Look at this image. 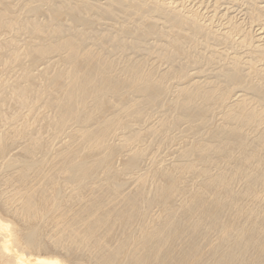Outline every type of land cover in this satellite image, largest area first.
<instances>
[{"label":"bare ground","instance_id":"obj_1","mask_svg":"<svg viewBox=\"0 0 264 264\" xmlns=\"http://www.w3.org/2000/svg\"><path fill=\"white\" fill-rule=\"evenodd\" d=\"M207 1L0 0V264H264V0Z\"/></svg>","mask_w":264,"mask_h":264},{"label":"rangeland","instance_id":"obj_2","mask_svg":"<svg viewBox=\"0 0 264 264\" xmlns=\"http://www.w3.org/2000/svg\"><path fill=\"white\" fill-rule=\"evenodd\" d=\"M197 1H199V0H197ZM205 2L207 3L208 1L205 0ZM209 3H210V1H209ZM210 4H211V3H210ZM239 12H240V10H239ZM236 15H239V14L236 13ZM243 15H244V12H243L241 15H239V16H238L239 19H238V18H237V19L240 20V21H242V20L244 21V20H245L244 18H246V16H243ZM41 20H43V18H41ZM43 21H44V20H43ZM99 33H100V32H99ZM105 33H107V32H105ZM21 38H22V40H23V43H25L24 41H27V39H26L27 37H26V36H25V38H24V36L21 37ZM21 38L18 39L19 42H20V41L22 42ZM24 39H26V40H24ZM21 42H20L19 44H20V47L23 48L24 45H23ZM147 45H148V44H147ZM149 45L152 46L151 44H149ZM149 45L146 46V47L149 48ZM128 53H129V52H128ZM178 61H179V60H178ZM177 63H179V62H177ZM179 65H180V63H179ZM43 67H44V66H43ZM43 67H40V68L43 69ZM165 67H166V66H164L163 69H164ZM161 68H162V67H161ZM35 73L37 74V72H35ZM2 74H3V73H2ZM2 74H1V75H2ZM3 76H5V75H3ZM7 76H8V78L5 76L7 79L13 77V75H11L10 77H9V75H7ZM1 77H2V76H1ZM5 77H3V78H5ZM14 78H16V77H13V79H14ZM156 123H157V122H156ZM156 123H155V124H156ZM155 124H154V125H155ZM156 141H157V142H156ZM153 143H156L155 146L158 147V148H156V147L154 146V150H153L154 152L152 153V155L155 154V155L159 156L158 158H160V159H161L162 157H164V158H166L165 160H167V162H170V161H172V160L175 158V157H174V156H175V149L177 148V146H176V148L174 149L175 146H174L173 144L170 145V143H168V142L166 143V141H161V140H158V139L155 140ZM157 143H159L160 147H159V145H157ZM164 145H165V146H164ZM166 146H167L168 148H167ZM161 147L163 148V150H162ZM171 147H172V148H171ZM159 149H160V150H159ZM165 149H166L167 151H166ZM173 149H174V150H173ZM173 151H174V153H173ZM156 152H157V153H156ZM164 152H165V153H164ZM171 153H172V154H171ZM166 154H167V155H166ZM168 154H169V155H168ZM169 160H170V161H169ZM149 165H150V164H149V160H146V162L144 163V167L147 168ZM149 168H150V167H149ZM149 168H148V169H149Z\"/></svg>","mask_w":264,"mask_h":264}]
</instances>
